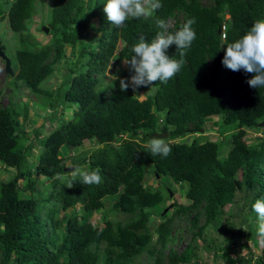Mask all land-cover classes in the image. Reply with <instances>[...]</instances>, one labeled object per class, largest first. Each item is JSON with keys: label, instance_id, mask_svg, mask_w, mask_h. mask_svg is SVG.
Listing matches in <instances>:
<instances>
[{"label": "trees", "instance_id": "obj_1", "mask_svg": "<svg viewBox=\"0 0 264 264\" xmlns=\"http://www.w3.org/2000/svg\"><path fill=\"white\" fill-rule=\"evenodd\" d=\"M208 1L205 6L200 0H160L162 7L152 15L130 18L118 29L103 11L107 0H52L42 23L49 41L40 46L27 31L44 0H0V20L7 19L22 46L9 57L13 82L36 93L37 84L64 62L68 71L51 92L55 99L49 122L60 102L72 110L39 148L36 133L28 138L19 121L20 96L10 102V89H0V98L6 99L0 104V164L5 171V177L0 175V264H191L197 257L204 260L203 254L222 264H264V248L253 260L249 247L247 257L228 255L248 242L252 247L261 242L252 205L264 199V139L248 143L246 134L258 131L264 120V88L249 87L246 81L253 74L222 65L227 44L264 19V0ZM191 18L197 38L167 83L156 81L136 93L131 88L121 92L119 79L101 83L109 65L114 76L131 78L124 61L141 36L150 42L161 30L157 19L173 20L168 30L174 32ZM221 27L223 40L217 34ZM166 54L180 59L175 45ZM212 128L217 141L204 135ZM158 132L167 133L171 152L166 158L153 156L146 147ZM28 139L38 151L31 161L30 150L22 146ZM84 141L97 147L77 161L59 156L62 148H82ZM66 168H99L103 182L87 185L79 175L67 177V183L58 180L68 174ZM37 180L49 186L36 189ZM164 180L184 185L177 189L181 201L176 190L159 186ZM162 194L169 198L163 212L158 211L167 201ZM76 205L82 215L73 212ZM112 212L124 218L112 225L106 216ZM98 215L95 226L92 220ZM176 220L184 230L175 226ZM185 240L177 253L175 247Z\"/></svg>", "mask_w": 264, "mask_h": 264}, {"label": "clouds", "instance_id": "obj_2", "mask_svg": "<svg viewBox=\"0 0 264 264\" xmlns=\"http://www.w3.org/2000/svg\"><path fill=\"white\" fill-rule=\"evenodd\" d=\"M51 1L52 0H48V6L44 4V7L48 9V13H50L52 8ZM161 7L162 4L160 0H107L103 11L107 16V20L111 22L114 27L119 29L126 27L127 25L125 22L130 18L139 19L144 16H150ZM92 21L95 22L91 20V23ZM31 23L37 24V22L31 21L28 23V28ZM173 23L174 21L170 19H168L167 22L162 19H157L156 25L161 30L156 33L155 37L149 42L146 41L145 37L141 36L139 42L132 47L131 51L133 55L129 60L124 61L125 64L130 66V71L133 73L131 78L125 79L112 76L114 81L119 79V88L121 92H125L131 88L132 91L136 93L141 86L146 87L156 81H159V83H167L181 70V67L185 63L184 57L187 54V50L191 48L192 43L197 38L196 32L192 27L196 21L195 18L187 19L177 30L170 32L168 29L172 27ZM43 29H46L47 32L45 33ZM40 30L43 31L44 34L48 33V29L45 26L41 27ZM217 34L220 35L221 40L224 39L222 27L217 31ZM171 45L176 46L180 59H176L175 57L170 58L166 54L167 49ZM1 51L3 52V50ZM8 60L10 62V58ZM222 65L233 72L243 69L246 73L253 74V77L246 81L249 87L254 89L264 88V19L256 20L246 34L235 42L227 44L222 59ZM111 67L112 66L109 65L105 73H107ZM14 74L12 73V76L9 77L13 78ZM3 75L5 74L3 73ZM114 86L113 84V87ZM143 95L144 94L135 96ZM258 127L260 129L264 128V126ZM86 142L89 141H84L82 145L84 146ZM146 147L150 149L153 156L160 155L166 158L171 152V147L166 143L165 138L152 136ZM72 175H79L82 178V182L87 185H99L103 182L101 169L99 168L91 171L75 168L74 171H72ZM72 186V184H69L68 188ZM252 210L259 218L260 222L257 235L261 239V242L264 243V199H257L252 205Z\"/></svg>", "mask_w": 264, "mask_h": 264}, {"label": "rangeland", "instance_id": "obj_3", "mask_svg": "<svg viewBox=\"0 0 264 264\" xmlns=\"http://www.w3.org/2000/svg\"><path fill=\"white\" fill-rule=\"evenodd\" d=\"M200 3L202 5L208 6L210 4V2L208 0H200ZM44 4L46 6L49 5L48 0H44V3H40L39 7L40 9L36 11V17H34L35 19L34 22L36 23H31L29 28H28V33L34 38V41H36L38 44H40V46H44L48 43L49 41V36L47 34L42 33V31H40V28L43 27L42 23L44 21H46V19H48L49 17V13H48V9L46 7H44ZM38 19V21H36ZM93 23V21H92ZM38 27V28H37ZM19 36L13 32H11L8 28V23H7V19H3L0 20V44L3 48V52L5 54L6 57H11V55H13L14 51L17 49H21V43L19 42ZM25 42H29L28 38H24ZM30 45L32 44V42L29 43ZM68 53V50H67ZM66 53V54H67ZM2 61L0 60V89H2L1 91H5L7 92V89H10V92H12L10 94V102L14 101V97L19 95L20 99L17 98L16 99V104L18 103V105L20 106V108H22L19 111V121H22V125H24L23 131H26V136L32 137V135L34 133H36V138L37 141L36 143L38 144L39 148L41 143L43 142L44 138L46 136H48L52 131H54L58 125L61 122H66L70 119L71 116V106L67 105V103L65 102H60L59 106H57L56 109V114H55V120L53 122H49L48 117L51 116V112H53V109L50 107V104L53 103L54 101V93H51L53 91V89H55V87L60 86L61 81H62V77L63 75L66 74L67 72V66L64 64V62L60 63V66L56 67V69H54V71L52 72V75L49 77V79L46 81V79H44L43 82H41L40 84L38 83L35 89L36 93H30V91L23 87L20 83H14L13 78L3 75L2 72ZM11 67V71L14 74V65L12 64ZM119 69L122 68V64H119ZM105 75L103 76V78H101V83L103 84H108L110 80L113 79L112 76H114L113 74H107L104 73ZM41 91H45L47 90L50 94L48 96H45L46 93L45 92H40ZM4 92V93H5ZM38 92V93H37ZM13 99V100H12ZM6 102L5 97H1L0 98V104L4 105ZM15 104V105H16ZM67 107V108H66ZM55 109V108H54ZM24 121V123H23ZM214 128H212L211 130L205 131L204 135L206 137H208L210 140L213 141H217L219 140V136L214 132L213 130ZM246 137L248 138L247 142L249 143L250 141H252L253 139H264V130L259 129L256 132H248L246 134ZM188 140L190 138H187ZM25 144H23L22 146H25V148H28V150H30V155H28V152H26L27 159L28 161H31L33 158L36 157L38 151H37V144L35 145L34 142L31 143L29 142V139L24 142ZM21 144V143H20ZM96 146L92 143V142H86L85 145H82V148H75V149H64L62 148V150L59 153V156L64 157L66 161L70 160V159H74L75 161H77V157L78 155H82L83 153L89 154L90 151H92L93 149H95ZM83 151V152H82ZM35 160V159H34ZM150 167L146 168L149 169ZM70 169V168H69ZM72 171L73 169L71 168L68 171V174H63L61 176H59L57 179L58 180H63L65 183H67L69 181V179H67V177H73L72 175ZM5 171L3 170V166L2 164H0V175L1 177H5V175L3 174ZM146 181L151 185L152 188H158V183L153 180L150 179L148 176L145 177ZM8 179V178H7ZM5 179V180H7ZM163 179V178H162ZM48 183V182H45ZM168 185L170 190L173 191H177V189L181 188L182 190H184V188L182 186H184L183 184H179L176 186V184H166V180H164L161 183H159V186L161 185ZM164 185V186H165ZM43 186L42 181L41 180H37L36 181V189H39ZM48 187L49 185H44L43 187ZM50 189V188H48ZM180 189V190H181ZM178 190L177 192H175L174 196L177 199V201H181L182 200V195H181V191ZM240 196V191H238L234 196H233V200L236 201L238 199V197ZM162 197L165 201L166 196L164 194H162ZM167 201L165 202V205H161L158 207V211H161L163 206H166L168 204V199H166ZM231 207V205H228L224 208L225 212L229 211V208ZM73 212L78 213L79 215L83 214V211L81 210V208L76 205V207L73 209ZM163 212V210H162ZM162 212L160 214H162ZM107 218L109 219V221L111 222L112 225H114L115 221L117 220H122L124 218L123 215H120L118 213L112 212L109 214H106ZM99 217L95 216L92 220V224L97 226L99 224ZM153 219V218H152ZM154 220L156 221L157 219L154 218ZM80 223H83V221H79ZM175 226H177V228L182 231L184 230V224L182 223V221L180 220H176L175 221ZM257 239V238H256ZM188 240H185L184 242L179 243L176 247H175V251L177 253L181 252L184 245L186 244ZM202 243L198 242L197 243V247H201ZM249 247L251 248L250 250V254L252 255V260L255 259L257 256L260 255V251L261 249L264 248V245L261 244L260 241L257 242V247H252L251 246V242H248L246 244V246H242L240 248H238L236 251L234 250H230L228 252V255L231 259L235 258V257H247V248ZM166 253V252H165ZM204 256V260L199 259V257L195 258L193 261H191V264H193V262H197V264H222L221 260L218 258H215L214 255L212 256H208L207 254H203ZM143 260V257L140 259V261ZM203 262V263H202Z\"/></svg>", "mask_w": 264, "mask_h": 264}, {"label": "water", "instance_id": "obj_4", "mask_svg": "<svg viewBox=\"0 0 264 264\" xmlns=\"http://www.w3.org/2000/svg\"><path fill=\"white\" fill-rule=\"evenodd\" d=\"M43 31L46 33L47 30L46 29H43ZM0 59L3 63V73L5 75H8V76H12V72H11V69H10V62L8 60V58L4 55V53L1 51L0 49ZM114 69L113 67L110 68V70L107 71V73H113ZM152 109V108H151ZM258 126H264V121L260 122L258 124ZM154 137H158V138H165L166 137V133L165 132H162V133H155L153 134ZM65 171H69L70 169H64Z\"/></svg>", "mask_w": 264, "mask_h": 264}, {"label": "bare ground", "instance_id": "obj_5", "mask_svg": "<svg viewBox=\"0 0 264 264\" xmlns=\"http://www.w3.org/2000/svg\"><path fill=\"white\" fill-rule=\"evenodd\" d=\"M42 179V178H41ZM46 182V181H45Z\"/></svg>", "mask_w": 264, "mask_h": 264}]
</instances>
